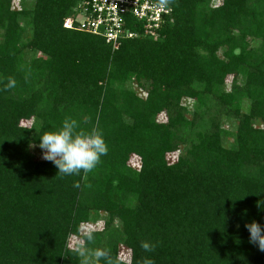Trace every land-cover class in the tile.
<instances>
[{"label": "trees", "instance_id": "trees-1", "mask_svg": "<svg viewBox=\"0 0 264 264\" xmlns=\"http://www.w3.org/2000/svg\"><path fill=\"white\" fill-rule=\"evenodd\" d=\"M76 2L0 0V264H83L79 247L88 264H264L245 228L264 224V0H169L156 39L115 50L63 27ZM65 119L103 132L91 172L40 157Z\"/></svg>", "mask_w": 264, "mask_h": 264}, {"label": "clouds", "instance_id": "clouds-1", "mask_svg": "<svg viewBox=\"0 0 264 264\" xmlns=\"http://www.w3.org/2000/svg\"><path fill=\"white\" fill-rule=\"evenodd\" d=\"M169 0H159V7L166 9ZM16 86V81L8 79L5 89ZM79 125L75 119H65L58 130L44 132L40 138L38 146L42 150L43 159L52 162L58 169L57 174L64 176L79 175L81 171L88 173L95 169L101 162V157L108 153V145L103 132L95 128L90 131L79 130ZM78 186V185H77ZM258 209L264 210V200L257 201ZM245 228L249 232V243L256 245L260 251H264V224L253 220L246 223ZM87 239L94 237L88 233ZM141 247L147 253L155 250L156 245L144 241ZM79 255L85 257L83 264H88L86 252L81 250ZM94 256L97 260L106 257V252L96 249ZM143 264H154L150 257L143 259Z\"/></svg>", "mask_w": 264, "mask_h": 264}, {"label": "built area", "instance_id": "built-area-1", "mask_svg": "<svg viewBox=\"0 0 264 264\" xmlns=\"http://www.w3.org/2000/svg\"><path fill=\"white\" fill-rule=\"evenodd\" d=\"M171 7H159V0H77L73 14L63 27L100 36L113 50L122 40L139 34L156 39L162 24L170 18ZM139 23L141 32L132 29Z\"/></svg>", "mask_w": 264, "mask_h": 264}, {"label": "rangeland", "instance_id": "rangeland-1", "mask_svg": "<svg viewBox=\"0 0 264 264\" xmlns=\"http://www.w3.org/2000/svg\"><path fill=\"white\" fill-rule=\"evenodd\" d=\"M225 127H228V124H225ZM40 157H43L42 151H41ZM174 157H175L174 154H169L168 155V160L171 162V161H173ZM94 227H95V224H87V225L83 226V229L88 231V230H91ZM99 227H100V225H99ZM79 244H80V241H79V239L77 237L71 236L69 238V246L70 247L73 248V247H76V245H79ZM79 249H80V251L84 250L82 247H79ZM127 256H128V254H127L126 248L123 247V246H120V248H119V257L120 258H126ZM87 260H89L88 257H87Z\"/></svg>", "mask_w": 264, "mask_h": 264}]
</instances>
